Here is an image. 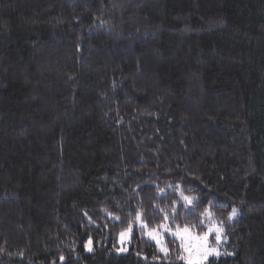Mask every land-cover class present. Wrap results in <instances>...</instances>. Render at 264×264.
I'll list each match as a JSON object with an SVG mask.
<instances>
[{"label":"trees","instance_id":"1","mask_svg":"<svg viewBox=\"0 0 264 264\" xmlns=\"http://www.w3.org/2000/svg\"><path fill=\"white\" fill-rule=\"evenodd\" d=\"M136 222L264 264V0H0V264H187Z\"/></svg>","mask_w":264,"mask_h":264},{"label":"rangeland","instance_id":"2","mask_svg":"<svg viewBox=\"0 0 264 264\" xmlns=\"http://www.w3.org/2000/svg\"><path fill=\"white\" fill-rule=\"evenodd\" d=\"M136 225L139 229L143 230L144 235L149 238L150 240H152L158 250L162 253V254H166L167 253V249L166 246L164 244V239L165 236H172L175 237L179 244H180V249H181V255L180 258L187 264H190V259L191 258V264H203L205 263L209 258L211 257H217V255L212 254L209 255L206 259L203 257L202 251L200 253H197L196 248L194 247L195 245V241L191 240L188 238V235H184V239H181V235L183 234V228H175V229H171L167 224H162L157 228L154 229H148L143 223L141 222H136ZM179 229V232H178ZM189 229V228H188ZM151 233V235H150ZM189 233L191 236L193 237H200L203 236L205 234H207V242H206V247L211 249V248H215L219 251V255H221V251L218 247V243L220 242V238H221V232L216 233L215 229L213 228L212 232H209V229L204 232L201 235H198L197 233L193 232L191 229H189ZM127 234V235H126ZM217 235H219V240H217ZM128 238V232L124 233L123 235L120 236V242L124 243L127 241ZM127 246L121 247L119 249V252H125L126 251ZM187 249V250H186ZM218 255V256H219Z\"/></svg>","mask_w":264,"mask_h":264},{"label":"snow or ice","instance_id":"3","mask_svg":"<svg viewBox=\"0 0 264 264\" xmlns=\"http://www.w3.org/2000/svg\"><path fill=\"white\" fill-rule=\"evenodd\" d=\"M185 201H187L188 203H191V201L189 200L188 197H184ZM237 214V209L233 208L232 209V212L229 213V219L233 218L235 215ZM139 214L137 215V219H139ZM167 219V217H165ZM213 231V228H209V232H212ZM221 231V229L219 228H215V232L216 233H219ZM178 232H179V229H178ZM123 235V233H122ZM151 235V233H150ZM184 235H188V238L191 239V240H194L195 241V245L194 247L196 248V251L197 253H200L202 251V254H203V257L206 259L209 255H212V254H215V255H219V251L215 248H207L205 245H206V242H207V234L203 235V236H200V237H193L190 235L189 233V229L187 227H185L183 229V234L181 235V239L183 240L184 239ZM217 240H219V235H217ZM187 250V249H186ZM190 259V264H191V258Z\"/></svg>","mask_w":264,"mask_h":264}]
</instances>
